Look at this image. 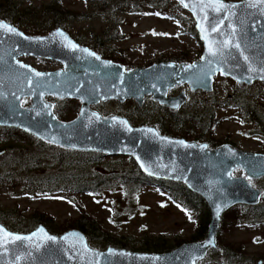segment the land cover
<instances>
[{
    "label": "water",
    "instance_id": "1",
    "mask_svg": "<svg viewBox=\"0 0 264 264\" xmlns=\"http://www.w3.org/2000/svg\"><path fill=\"white\" fill-rule=\"evenodd\" d=\"M177 1L191 13L202 44L199 59L192 62L160 60L126 68L79 44L61 27L31 35L0 18V126L71 150L128 156L152 178L183 183L209 208L206 237L167 252H141L94 248L77 228L54 234L40 223L16 232L0 223V264H198L211 250L221 251L217 238L223 214L234 205L259 202L263 190L249 178L264 177V153L229 143L212 148L92 108L99 102L130 99L142 106L149 96L178 110L187 95L185 90L169 94L175 87L210 92L217 74L240 85L264 81V0ZM24 56L53 60L61 67L40 71L22 61ZM46 96L79 100L78 114L60 120ZM23 98L30 103L22 105ZM4 152L0 150V156ZM237 169L243 174L235 175Z\"/></svg>",
    "mask_w": 264,
    "mask_h": 264
},
{
    "label": "rangeland",
    "instance_id": "2",
    "mask_svg": "<svg viewBox=\"0 0 264 264\" xmlns=\"http://www.w3.org/2000/svg\"><path fill=\"white\" fill-rule=\"evenodd\" d=\"M14 1L29 10L22 12L29 16H24L19 25L14 23L25 33L44 34L56 27L51 24L56 25L52 19L59 16L63 18L59 27L65 28L73 38L105 54V57L123 61L127 67L147 66L160 60L192 62L199 59L202 52L201 42L191 32L194 19L183 5L168 4L166 11L176 14L168 16L167 13L154 9L149 0H60L68 8V12L54 14L42 11L46 4L54 0ZM179 53H185L191 60H178ZM21 60L39 70L61 67L59 62L33 56H24ZM182 89L187 93V99L180 108L182 111L193 115H200L203 110L212 111L213 119L206 116L195 128L197 132L203 133L198 142H208L213 137L220 145L229 143L239 149L264 153V135L258 132L252 121L244 119V113L240 109L232 107L227 100L243 93L264 116V81L240 85L231 77L217 74L210 92H193L187 85L172 91L178 93ZM48 99L66 113L68 120L78 114L79 100L55 97ZM29 103L30 98L22 99V105ZM159 106L147 96L143 105L138 107L130 99L122 103L116 100L99 102L92 108L103 116H124L135 126L151 125L157 128L158 116L162 111ZM9 145L13 149H8ZM65 149L67 148L63 149L55 144L38 148L35 139L0 130V150L5 151L0 156L1 166L35 153L45 159L46 170L57 171L61 169V164L53 155ZM131 159L128 156L105 155L99 166H103L105 171L123 166L131 167ZM66 166L71 165L66 162L62 170H66ZM249 181L254 187L262 189L264 196V177L249 178ZM22 184L19 180L8 184L0 183V223L13 231L26 227L30 231L38 225L32 224L34 217L42 215L44 218L51 217L47 227L52 231L60 229L61 234L76 228L69 224L79 214L87 211L97 221L99 234L105 232L104 237L107 238L93 235L87 238L90 246L98 249L117 246L143 251L142 240L148 237L179 240L180 244L191 241L196 224L195 213L181 208L160 191L154 182L146 184L133 201L125 199L119 190L101 193L61 192L49 197L40 195L38 191L31 192ZM217 239L219 246L228 249L222 254L211 250L198 264H219L221 261L224 264H264V226L249 228L221 224Z\"/></svg>",
    "mask_w": 264,
    "mask_h": 264
},
{
    "label": "trees",
    "instance_id": "3",
    "mask_svg": "<svg viewBox=\"0 0 264 264\" xmlns=\"http://www.w3.org/2000/svg\"><path fill=\"white\" fill-rule=\"evenodd\" d=\"M149 2L154 9H159L161 13H167L168 16H176L172 11H166L165 8L168 4L173 6L182 5L177 0H149ZM19 5L20 4L15 3L14 0H1L0 18L5 19V21L12 24L16 22L19 25L21 21H23L24 16H29V14L26 15L22 13L25 10L26 12L29 10L26 7L22 8ZM42 11L61 14L62 12H68V8H65L60 0H54L49 4H46ZM53 19L56 24L59 26L62 25V17L58 16ZM191 25V32L197 38L195 27L193 24ZM177 59L191 60L185 53H179ZM115 62L125 64L120 60H116ZM125 66L126 68H131L129 65L128 67L127 65ZM48 98L49 97H47V100H49ZM229 98L227 99L228 103L232 107L240 109L241 112L244 113V119L252 121L257 126L258 132L264 135V116L257 110V107L251 102V100H248L243 93L237 95L236 98L234 97L232 100ZM60 102L62 101L60 100ZM159 109L163 112L161 111L158 116L159 124L157 129L162 134L183 137L190 140L199 141L202 137L203 133L195 130L198 126V122L202 121L206 116L211 120L213 119L212 111L207 112L206 110H203L200 115H193L191 113H186L181 109L170 110L162 105L159 106ZM53 112L60 120H68L66 113L61 111L56 103L53 107ZM105 116H108V114ZM0 130L7 132L8 134H14V132H16L23 136H27L28 138L35 139L38 148H44L45 145H53L17 128L0 126ZM207 143L212 148L220 145V142L213 137H211ZM7 148L13 149L12 145L7 146ZM53 157L61 164V169L57 171L46 170L44 165V163H46L45 159L35 153L25 155L22 159H17L8 165H0V169L4 167L3 171L0 173V183L8 184L19 180L20 182H23L22 185L25 189L31 190V192L38 191L40 195H46L49 197H53L61 192L101 193L102 191L119 190L125 199L133 201L146 184L154 182L160 191L169 196L172 201L177 203L181 208L195 213L196 224L190 240L200 241L206 237L210 220L209 208L200 195L189 190L183 183L152 178L143 173L133 159H131L133 162L131 167L123 166L120 169H108L105 171L106 169H104L103 166H99V164L102 163L101 161L105 158V154L102 152L65 149L58 151ZM66 162L71 166H66V170H62ZM234 174L242 175L243 172L242 170L237 169ZM50 219L52 218H44L41 215L34 217L32 224L42 223L47 227L49 226L48 221ZM221 224L249 228L264 226V196H262L259 202L254 205L237 204L232 206L223 214L220 225ZM69 225L70 227L80 229L88 239L95 235L97 238L107 240V238L104 237L105 232L99 234L100 227L97 221L91 217L87 211L79 214ZM48 230L50 232L52 231L51 228H48ZM26 231H28V227L25 229L17 228L16 230V232ZM59 231L61 230L56 228L52 233L59 234ZM142 242L141 249L152 252H167L176 248L180 244L179 240H169L164 237H148L144 238ZM220 247L221 251L219 252L221 254L228 249V247L224 248L221 245Z\"/></svg>",
    "mask_w": 264,
    "mask_h": 264
},
{
    "label": "flooded vegetation",
    "instance_id": "4",
    "mask_svg": "<svg viewBox=\"0 0 264 264\" xmlns=\"http://www.w3.org/2000/svg\"><path fill=\"white\" fill-rule=\"evenodd\" d=\"M52 21H54V19H52ZM53 26H56V27H53V28H51V30H49V31H47L46 33H44V34H41V35H45V34H48L50 31H52L53 29H56V28H58L59 27V25L58 24H56V25H54L53 23H51ZM14 25V24H13ZM16 26V25H15ZM62 29H64V30H66L65 28H63V27H61ZM67 31V30H66ZM68 32V31H67ZM69 33V32H68ZM71 36V35H70ZM72 37V36H71ZM73 38V37H72ZM76 42H78L79 44H81V45H84L83 43H81L80 42V40H76L75 38H73ZM86 46V45H85ZM89 47V46H88ZM91 49H93L96 53H98L101 57H103V58H107V57H105V54L103 55V53H100V52H98V51H96L94 48H92V47H90ZM36 58H39V57H36ZM41 59H44V58H41ZM109 59V58H108ZM53 61V60H52ZM27 63V62H26ZM30 64V63H29ZM31 65V64H30ZM33 66V65H32ZM34 67V66H33ZM34 68H36V67H34ZM60 68V67H59ZM37 69V68H36ZM56 69H58V68H56ZM56 69H50V70H40V71H53V70H56ZM37 70H39V69H37ZM177 89V87H175V88H173L172 90H176ZM172 90H170V91H172ZM183 90V89H182ZM174 91H172V92H169V94H171V95H176L177 93H173ZM186 95H187V93H186ZM47 97H53V96H46V99H47ZM187 99V98H186ZM51 102V101H50ZM53 103V102H52ZM53 107H54V104H53ZM136 251V250H135ZM141 252H152V251H146V250H143V251H141Z\"/></svg>",
    "mask_w": 264,
    "mask_h": 264
},
{
    "label": "snow or ice",
    "instance_id": "5",
    "mask_svg": "<svg viewBox=\"0 0 264 264\" xmlns=\"http://www.w3.org/2000/svg\"><path fill=\"white\" fill-rule=\"evenodd\" d=\"M6 27V26H5ZM9 31H12L11 29Z\"/></svg>",
    "mask_w": 264,
    "mask_h": 264
}]
</instances>
